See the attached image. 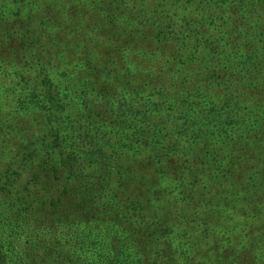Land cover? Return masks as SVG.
Instances as JSON below:
<instances>
[{"label": "trees", "instance_id": "trees-1", "mask_svg": "<svg viewBox=\"0 0 264 264\" xmlns=\"http://www.w3.org/2000/svg\"><path fill=\"white\" fill-rule=\"evenodd\" d=\"M0 264H264V0H0Z\"/></svg>", "mask_w": 264, "mask_h": 264}, {"label": "rangeland", "instance_id": "rangeland-1", "mask_svg": "<svg viewBox=\"0 0 264 264\" xmlns=\"http://www.w3.org/2000/svg\"><path fill=\"white\" fill-rule=\"evenodd\" d=\"M0 66H2L1 63H0Z\"/></svg>", "mask_w": 264, "mask_h": 264}]
</instances>
